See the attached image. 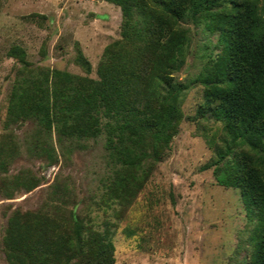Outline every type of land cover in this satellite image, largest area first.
Wrapping results in <instances>:
<instances>
[{"label": "rangeland", "instance_id": "obj_1", "mask_svg": "<svg viewBox=\"0 0 264 264\" xmlns=\"http://www.w3.org/2000/svg\"><path fill=\"white\" fill-rule=\"evenodd\" d=\"M230 3L212 6L215 16L201 10L177 21L188 39L182 61L169 73L171 82L181 83L177 131L141 186L126 193L105 189L104 182L124 172L112 174L104 132L80 139L68 151L61 150L53 133L59 159L51 163L36 150V140L44 138L42 131L37 135L42 127L37 118L9 117L13 89L22 78L37 79L44 67L98 79L105 48L121 38V5L113 0H0V142L8 133L17 147L12 156L2 155L0 164V264H10L3 240L9 216L17 209L48 208L57 181L69 188L64 221L67 210L74 209L87 236L109 226L113 264H250L257 221L248 217L239 189L218 183L212 166L204 167L214 156L213 143H223L225 134L220 119L200 110L212 59L222 49L220 20ZM16 47L25 50L26 66ZM83 58L89 70L80 63ZM15 175L33 180L11 187L8 181Z\"/></svg>", "mask_w": 264, "mask_h": 264}, {"label": "trees", "instance_id": "obj_2", "mask_svg": "<svg viewBox=\"0 0 264 264\" xmlns=\"http://www.w3.org/2000/svg\"><path fill=\"white\" fill-rule=\"evenodd\" d=\"M113 1L121 5V38L105 48L99 78L83 79L44 67L37 79L22 78L13 89L9 117L37 118L42 126L37 135L42 131L44 138L36 140V150L51 163L59 159L53 133L61 150L68 151L80 139L104 132L112 174L124 172L112 183L104 182L105 189L134 193L177 131L180 114L175 100L181 83L171 82L169 73L182 61L188 39L176 23L201 10L215 16L211 7L221 0ZM230 2L219 25L222 49L212 59L200 110L220 119L225 134L223 143H213L214 156L204 167L212 166L218 183L239 189L248 217L257 221L249 261L264 264V0ZM15 53L25 64V50L16 47ZM80 63L89 70L85 58ZM10 137L6 133L1 138L0 164L2 155L12 156L17 149ZM20 177L12 176L11 187L33 180ZM4 189L10 193L8 186ZM66 190L69 195V188L57 181L45 203L48 208L17 209L9 216L3 240L10 264L114 263L109 226L105 232L90 230L92 235L87 236L74 209L67 210L66 221L62 219Z\"/></svg>", "mask_w": 264, "mask_h": 264}]
</instances>
